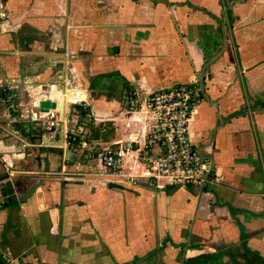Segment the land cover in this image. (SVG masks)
Masks as SVG:
<instances>
[{"label": "crops", "instance_id": "obj_1", "mask_svg": "<svg viewBox=\"0 0 264 264\" xmlns=\"http://www.w3.org/2000/svg\"><path fill=\"white\" fill-rule=\"evenodd\" d=\"M0 3L1 261L264 264V0ZM180 82L200 93L189 134L206 183L108 171L101 155L133 139L123 174L141 175L147 99ZM51 101H63L55 127L39 123L34 138L17 128ZM73 103L87 111L78 123Z\"/></svg>", "mask_w": 264, "mask_h": 264}, {"label": "built area", "instance_id": "obj_2", "mask_svg": "<svg viewBox=\"0 0 264 264\" xmlns=\"http://www.w3.org/2000/svg\"><path fill=\"white\" fill-rule=\"evenodd\" d=\"M0 17H7L4 5L0 3ZM5 100L11 115L20 110V95L17 85L8 83L3 88ZM200 93L197 87L188 82H180L153 92L148 97V117L151 120L148 141L141 148L139 158L143 166L141 175L123 174L124 160L133 151V139H127L116 149L101 155L104 167L114 174L123 175L124 179L134 182L138 176L164 180L167 185L189 186L203 185L209 164L201 151L194 146L189 134V123L194 107L198 104ZM28 120L39 122L50 130L62 116L58 109L42 112L28 109ZM7 169H11V158L5 157ZM6 264H18L14 258L6 257Z\"/></svg>", "mask_w": 264, "mask_h": 264}, {"label": "trees", "instance_id": "obj_3", "mask_svg": "<svg viewBox=\"0 0 264 264\" xmlns=\"http://www.w3.org/2000/svg\"><path fill=\"white\" fill-rule=\"evenodd\" d=\"M132 92L129 93L130 95V98H132ZM72 114H78V119H77V123L82 119L84 118L85 115H87V111L85 110V108L77 103H73L72 104V109L70 111V114H69V117L72 115ZM39 122H32V121H29V120H26V121H20V122H17L16 126L18 129L21 130V132L25 135H28L30 136L31 138H34L36 137L35 134H40L42 131H43V128L41 126L38 125ZM45 129V128H44ZM68 142H69V145L70 146H75L77 143H78V136L72 132L71 130L69 131L68 133ZM3 263L6 264V261L5 260H2ZM18 264H26L25 262H19Z\"/></svg>", "mask_w": 264, "mask_h": 264}, {"label": "water", "instance_id": "obj_4", "mask_svg": "<svg viewBox=\"0 0 264 264\" xmlns=\"http://www.w3.org/2000/svg\"><path fill=\"white\" fill-rule=\"evenodd\" d=\"M44 105H48L49 107H47V106H43L42 108H41V111L42 112H48L49 110H50V107L51 108H57L58 110H59V114L61 115V116H63V114H64V110H63V101H58V102H53V101H51L50 103L49 102H45V103H43ZM209 168H211L210 166H209ZM208 174H209V172L207 173V175H206V178L208 177ZM75 182V181H74ZM114 186H120V185H117V184H113ZM39 185H33L31 188H30V190L27 192V195H30V194H32L36 189H37V187H38ZM0 264H5V263H3L1 260H0Z\"/></svg>", "mask_w": 264, "mask_h": 264}, {"label": "rangeland", "instance_id": "obj_5", "mask_svg": "<svg viewBox=\"0 0 264 264\" xmlns=\"http://www.w3.org/2000/svg\"><path fill=\"white\" fill-rule=\"evenodd\" d=\"M159 181H160L161 183L165 184L164 180L161 179V180H159Z\"/></svg>", "mask_w": 264, "mask_h": 264}]
</instances>
